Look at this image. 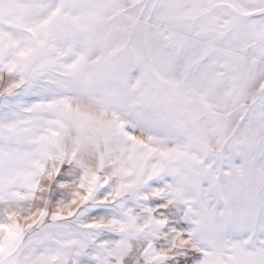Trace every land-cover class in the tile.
Masks as SVG:
<instances>
[{
    "label": "snow or ice",
    "instance_id": "6c2138e0",
    "mask_svg": "<svg viewBox=\"0 0 264 264\" xmlns=\"http://www.w3.org/2000/svg\"><path fill=\"white\" fill-rule=\"evenodd\" d=\"M0 264H264V0H0Z\"/></svg>",
    "mask_w": 264,
    "mask_h": 264
}]
</instances>
